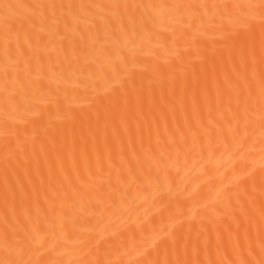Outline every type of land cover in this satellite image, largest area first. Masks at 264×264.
<instances>
[{"label": "bare ground", "instance_id": "obj_1", "mask_svg": "<svg viewBox=\"0 0 264 264\" xmlns=\"http://www.w3.org/2000/svg\"><path fill=\"white\" fill-rule=\"evenodd\" d=\"M0 264H264V0H0Z\"/></svg>", "mask_w": 264, "mask_h": 264}]
</instances>
